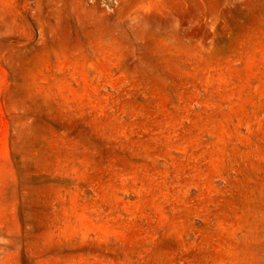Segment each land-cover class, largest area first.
<instances>
[{"label":"rangeland","instance_id":"374dc122","mask_svg":"<svg viewBox=\"0 0 264 264\" xmlns=\"http://www.w3.org/2000/svg\"><path fill=\"white\" fill-rule=\"evenodd\" d=\"M0 264H264V0H0Z\"/></svg>","mask_w":264,"mask_h":264}]
</instances>
